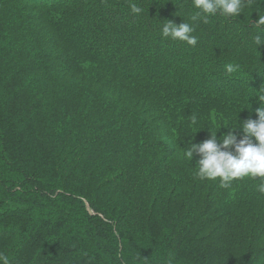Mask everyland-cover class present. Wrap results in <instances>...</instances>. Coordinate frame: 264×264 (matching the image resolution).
I'll return each mask as SVG.
<instances>
[{"label":"trees","instance_id":"obj_1","mask_svg":"<svg viewBox=\"0 0 264 264\" xmlns=\"http://www.w3.org/2000/svg\"><path fill=\"white\" fill-rule=\"evenodd\" d=\"M244 3L204 23L194 0H0V256L215 264L242 250L264 264V181L224 189L185 155L259 120L264 0ZM167 21L196 46L164 38ZM238 194L254 216L237 215Z\"/></svg>","mask_w":264,"mask_h":264},{"label":"clouds","instance_id":"obj_2","mask_svg":"<svg viewBox=\"0 0 264 264\" xmlns=\"http://www.w3.org/2000/svg\"><path fill=\"white\" fill-rule=\"evenodd\" d=\"M252 0H247V5L251 6ZM131 13L139 15L142 9L135 4L129 5ZM194 7L199 11L191 17L193 22L203 18L204 23H208L207 17L221 13L227 17H237L245 7L244 0H194ZM258 28L264 27V16H260L255 23ZM194 28L188 23L177 26L171 21H167L162 29L164 38L186 42L189 46L195 47L198 43L196 37L192 36ZM256 45L264 44L261 35L255 37ZM238 68L233 65L226 66V73L231 75ZM259 100L264 105V95L259 96ZM259 120L248 119L243 124V139L237 141L236 135L229 132L222 137V142H218L217 136L211 134V138L202 144H192L185 155L188 160H192L194 153L202 158L198 161V171L196 178L203 181H219L220 187L228 189L237 180L246 177L252 179L259 178L264 181V106L256 110ZM191 123L195 125L197 119L192 117ZM235 148V155L227 149ZM264 195V183L257 189ZM3 264H9L7 256H0Z\"/></svg>","mask_w":264,"mask_h":264},{"label":"rangeland","instance_id":"obj_3","mask_svg":"<svg viewBox=\"0 0 264 264\" xmlns=\"http://www.w3.org/2000/svg\"><path fill=\"white\" fill-rule=\"evenodd\" d=\"M238 196H239L238 197V199H239L241 196H240V194H238ZM249 196L250 195H248V196L243 195L241 197L243 199H242V202L240 203L241 205L239 207V210L236 207L237 215L243 217V214L244 213H247V212L251 211L250 210V206L248 204H246V200L247 201H250L251 200V198H249ZM255 212H256V208H254L252 210V212L250 213V215H248L246 217H243L244 220L248 219L249 217L254 216ZM240 252H242V253H240ZM235 255H238V256H235ZM242 255H243V251L242 250L241 251L239 250V252H234V251L231 250V251H228V254L227 255L221 256L220 260L219 261H216L214 263L215 264H240L241 263L240 260H241Z\"/></svg>","mask_w":264,"mask_h":264}]
</instances>
